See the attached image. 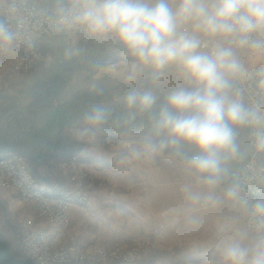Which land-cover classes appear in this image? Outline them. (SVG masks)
I'll list each match as a JSON object with an SVG mask.
<instances>
[{
	"label": "clouds",
	"instance_id": "9594fccd",
	"mask_svg": "<svg viewBox=\"0 0 264 264\" xmlns=\"http://www.w3.org/2000/svg\"><path fill=\"white\" fill-rule=\"evenodd\" d=\"M57 26L80 29L90 37L118 44L132 57L125 79L133 82L148 70L155 84L167 68L178 70L183 86L169 91L158 106L152 89H132L123 98V122L133 125L148 115L143 139L121 157L122 163L150 161L166 149L183 155L196 185H185L188 222L197 210L231 203L245 214L247 227L222 237L214 248L217 264H264V196L254 197L246 186H264V168L243 178L230 163L264 154V105L246 106L240 78L255 72L264 93V0H57ZM17 34L0 20V52L12 53ZM247 49L260 58L245 66L237 56ZM79 49L66 50L71 60ZM111 116L94 106L82 117V135L99 129ZM238 128L250 129L249 149H241ZM193 149L191 155L180 146ZM222 193L217 189L228 182Z\"/></svg>",
	"mask_w": 264,
	"mask_h": 264
},
{
	"label": "crops",
	"instance_id": "0c3cea01",
	"mask_svg": "<svg viewBox=\"0 0 264 264\" xmlns=\"http://www.w3.org/2000/svg\"><path fill=\"white\" fill-rule=\"evenodd\" d=\"M30 2L46 14L57 8V0ZM64 2L68 3L69 0ZM6 3L7 0H0V9ZM41 46L44 55L42 63L25 76L9 73L17 52H12L7 61L0 54V153L26 156L42 181L59 183L63 179L61 168L64 161L87 149V138L76 135V132H81L82 117L92 107L102 106L111 113L107 122L92 131L146 134L147 114L138 116L131 126L123 122L126 111L123 98L134 89L131 85L150 76L148 70H143L135 81L128 82L125 77L131 70L133 58L120 46L83 45L62 30H55L44 37ZM68 49H79V55L71 60L66 59ZM237 56L245 66L260 60L247 51H237ZM158 83L162 86L156 93L158 106L164 102L169 91L183 86L175 68L165 69ZM137 89L154 91L146 85ZM237 133L241 149H249L247 128H238ZM140 141H136V144ZM193 151L187 145L180 146L183 154L191 155ZM110 157L115 159L116 166L109 159L104 169L97 167L96 160L79 164L89 171V179L97 187L103 185L105 189H110L101 190L99 194L98 190L95 191V209L91 215L85 214L77 206L72 207L68 234L75 235L81 242L98 243L107 250L118 245L130 248L135 239L142 243L154 242L156 225L167 224L156 264H175V249L194 254L198 261L193 264H217L214 248L219 240L238 228L246 227L245 214L226 201L216 207L197 210L193 214L197 222H188V201L183 188L185 185L199 186L194 177L187 173L183 155L173 149H166L150 161L122 163L121 157L116 158L117 154L116 157L110 154ZM251 157H255L264 167V154H252L249 149L247 158L239 163H230V171L239 169ZM120 163L123 176L135 173V189L128 185L122 188L121 183V187L117 183L112 184L118 176L115 168ZM224 187L222 184L217 192L222 193ZM127 188L135 190L136 195L125 194V190L129 191ZM113 198L123 203H114ZM0 199L6 201L8 208L33 213L31 206L20 203L17 195L8 194ZM130 204L135 205L136 210L131 209ZM5 224L8 225V222L5 221ZM11 229L16 251L21 254L19 232L16 227Z\"/></svg>",
	"mask_w": 264,
	"mask_h": 264
},
{
	"label": "built area",
	"instance_id": "2783aa9c",
	"mask_svg": "<svg viewBox=\"0 0 264 264\" xmlns=\"http://www.w3.org/2000/svg\"><path fill=\"white\" fill-rule=\"evenodd\" d=\"M0 20L7 22L17 34L14 50L18 54L8 69L17 76L28 75L42 63L41 42L55 30L66 32L73 40L84 45L107 48L119 46L94 39L80 29L59 28L57 8L46 14L30 0H7L6 6L0 9ZM0 53L6 61L9 60L11 53ZM257 79L253 72L249 78H240L235 82V86L242 90L246 106L264 105V93L257 88ZM247 131L250 143V129L247 128ZM72 160L75 163L77 158L73 157ZM67 166L75 174L72 180L78 182L59 186L37 179L26 156L0 153V197L17 195L19 201L33 209L32 214H27L9 207V220L19 231L21 249L36 264H144L157 248L156 242L146 244L136 241L130 248L116 246L106 250L97 244L86 246L68 235L72 207L79 206L85 214H89L94 208V200L84 184L83 174L75 170V164ZM261 168L264 167L255 157H251L232 172L243 178L246 173ZM246 191L254 197L264 196V186L248 184ZM163 230L164 227H161L158 236L163 237Z\"/></svg>",
	"mask_w": 264,
	"mask_h": 264
},
{
	"label": "rangeland",
	"instance_id": "374dc122",
	"mask_svg": "<svg viewBox=\"0 0 264 264\" xmlns=\"http://www.w3.org/2000/svg\"><path fill=\"white\" fill-rule=\"evenodd\" d=\"M76 42H78V41H76ZM88 46H91V45H88ZM117 47H119V46H117ZM238 51H247V50L244 49V50H238ZM13 52H17V51L14 50ZM42 52H43V49H42ZM247 52L250 53L249 51H247ZM17 54H18V52H17ZM43 57H44V55H43ZM2 58H4V57L2 56ZM9 73H11V72L9 71ZM135 85H131L130 87H134ZM76 135H79L80 137H83V138H87V143H89V144H86L87 145L86 156L89 158L95 159L97 161V167L101 168V169L105 168V166H106L105 162L107 161V159H109V161H113V165L116 166V163L114 162L115 159L110 157V154L114 157H116V154H117V156H118V157H116L117 159L119 157H122L123 155L126 154V152L128 151V149L130 147H132L133 145L136 144V141H140L139 139H141V138L143 139V137L145 136V134H143V133H136V132L125 133V134L124 133L123 134L122 133H120V134H118V133H116V134L106 133L105 134V133H99V132H95V131H91L88 135H82L81 132H76ZM104 135L106 136V140L104 142H102V136H104ZM72 162H73L72 158L68 161H64V163H66L68 165L75 164V167H76L75 170L79 171L78 173L83 174L84 184L86 185L87 189L90 191V193L93 197V200H94V206H93L94 208L91 211V213L87 214V215H91L94 213V209H95V200H96L95 191L98 190V194H99L101 190L103 191V190H110V189H105L103 187V185H101V186L98 185V187H97V185L89 179V177H90L89 171L85 170L79 166V164L82 163L81 161L79 162L77 160V161H75V163H72ZM84 162H87V161H84ZM106 163H109V162H106ZM66 164L65 165L62 164V168H61L62 169L61 173H62V178H63L62 181H60L59 183H52V184H57L59 186H70V185H73V184L78 182V180H76V179L72 180V179H74L75 174L73 175L72 168L70 166L66 167ZM30 165H31V163H30ZM121 166H122V164L120 163L119 167L115 168L114 172H115V174H118V176L116 175L115 181L111 180L112 184L117 183V185H119V187H121L120 186V183H121L122 188L124 187L123 185H128L130 187L131 186L134 187L133 189H135V184H136L135 173H134V175H131V176H123V170H122ZM31 168H32V166H31ZM40 181H42V180H40ZM127 189H129V191L125 190V192H124L125 194H128L129 196H135L136 195L135 190L133 191L132 188H127ZM112 201L114 203H123L122 200H116L114 198ZM115 205L117 206V204H115ZM128 206H130L131 209L136 210L135 205L133 206L132 204H130ZM77 207H79V206H77ZM118 207L126 209L125 207H120V206H118ZM20 212H22V211H20ZM70 214H71V211H70ZM5 221L8 222V225L5 224ZM11 227H14V225L9 220L8 204L3 199H0V234H3L5 239H7L9 241V243L12 247V250L17 257H19V258L25 257V256L29 257L26 253H24L23 250H22L23 253H21V254L17 253L16 246H15V239H14L13 233H12L13 230L11 229ZM161 227H164L163 237L158 236V231L161 229ZM166 229H167V224L156 225V229H155L156 239L154 242L157 243V248L154 249L153 252L151 253V255H149L148 259H146L144 261V264H146L145 263L146 261H151L153 259H156V261H157V258L159 256L158 253L160 251L159 247L165 238ZM68 235L75 237L81 244H84L86 246L91 245V244L99 245L98 243L85 244V243L81 242L75 235H70V234H68ZM136 241H138V240L135 239L134 243ZM151 243H153V242H151ZM146 244H149V243H146ZM99 246L103 247L102 245H99ZM118 246H120V245H118ZM103 248L106 249L105 247H103ZM181 251H183V250H181ZM184 252H186V251H184ZM189 254H192V253H189ZM174 257H176L175 259H177L176 263H178L179 260H181L183 258V256H181V255L179 256L176 254H174ZM197 261H198V259H196L195 255L193 254V260L187 264H193Z\"/></svg>",
	"mask_w": 264,
	"mask_h": 264
},
{
	"label": "trees",
	"instance_id": "16d2710c",
	"mask_svg": "<svg viewBox=\"0 0 264 264\" xmlns=\"http://www.w3.org/2000/svg\"><path fill=\"white\" fill-rule=\"evenodd\" d=\"M142 85H146V86L152 87L156 93H158L160 91V89H162V86L159 85L158 82L154 84L150 78L139 80L137 82V84L134 87H132V88L137 89V88H139ZM105 140H106V136L104 135V136H102V142H104ZM86 154H87V150H85V148H84L81 152L76 153L71 158L76 157L79 162L80 161L81 162H84V161L94 162L95 161V159L87 157ZM70 159H68V160H70ZM33 173H34V176L37 179L42 180V178L37 176L34 171H33ZM226 184H227V182L224 183V185H226ZM173 253L176 254V255H179V256L180 255L183 256V258L181 260H179L178 263H175V264H187V263H189V262H191L193 260V254H189V253L181 251L179 249H175ZM145 263L146 264H156V259H153L151 261H146Z\"/></svg>",
	"mask_w": 264,
	"mask_h": 264
},
{
	"label": "water",
	"instance_id": "95a60500",
	"mask_svg": "<svg viewBox=\"0 0 264 264\" xmlns=\"http://www.w3.org/2000/svg\"><path fill=\"white\" fill-rule=\"evenodd\" d=\"M0 264H36L30 257H17L7 239L0 234Z\"/></svg>",
	"mask_w": 264,
	"mask_h": 264
},
{
	"label": "bare ground",
	"instance_id": "6f19581e",
	"mask_svg": "<svg viewBox=\"0 0 264 264\" xmlns=\"http://www.w3.org/2000/svg\"><path fill=\"white\" fill-rule=\"evenodd\" d=\"M20 203H22L21 201H20ZM22 204H24V203H22ZM22 250V249H21ZM25 253V252H24Z\"/></svg>",
	"mask_w": 264,
	"mask_h": 264
}]
</instances>
